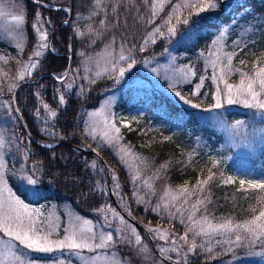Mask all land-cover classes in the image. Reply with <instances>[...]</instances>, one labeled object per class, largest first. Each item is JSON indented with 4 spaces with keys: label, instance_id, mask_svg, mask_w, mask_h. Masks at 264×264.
<instances>
[{
    "label": "rangeland",
    "instance_id": "374dc122",
    "mask_svg": "<svg viewBox=\"0 0 264 264\" xmlns=\"http://www.w3.org/2000/svg\"><path fill=\"white\" fill-rule=\"evenodd\" d=\"M47 1L51 3H46L48 7L56 8V5L52 3L56 0ZM183 2L184 0H171L169 3L168 0H164L163 11L153 18L154 22L149 23L152 0H149L148 4H145L144 0H100V4L97 6L105 7V12L108 15L117 16L114 21L117 23L120 21L118 25L120 23L121 25L114 26L104 22L102 27L101 23H95L96 32L91 33L90 36L87 35L88 39L79 43L77 62L80 80L84 83L104 80H108L107 82L109 83L107 86V91L109 92L99 101L97 108L89 110L86 114L85 136L91 141L109 148L122 167L128 172L132 182H138L137 191L134 193L138 200L148 203L152 201V206L155 209L164 211L166 219H174L179 223L178 227L182 229L181 232L184 235L186 228L192 226V222L188 220V216L192 214V209L187 208L186 205L188 203H183L185 196L179 195L181 189L167 187L159 190L156 184L162 181L156 176L157 173L145 171L140 157L135 152L131 150L130 152L120 151L121 147H126L122 143L123 129L155 132L162 136H165L168 132L169 136H171L176 133L177 125L159 110H149L146 104H140L123 114L116 113L114 105L117 95L112 90H115L120 85H134L147 91L158 92V96H163L168 102L179 108L194 112L202 126L210 127L214 130L216 132L214 137L219 139V145L214 147L211 142L207 143L200 138L189 139L191 136L186 133V140L189 142V153L186 161L190 164L194 165L198 161L204 160L212 170L217 168L220 171L227 169L229 175L234 177L261 179V177H264V168H262V159L259 156L264 149V135L260 133V130L264 129V113L250 109L242 103L228 104L226 98L222 108L214 109L212 105L215 103L217 84H219L222 96L225 89L223 82L214 81L211 77L214 74L218 76L220 67L226 63L224 54L233 51L237 53L232 62L234 69L240 68L249 75H253L254 67H264V52L259 51L261 47L259 36L264 33V5H262L263 9L260 13L244 8H238V12L240 10L241 12L237 13L235 7H238L240 0H218L219 7L217 10H209L200 13L199 16L192 15L189 24H176V34L169 37L167 27L170 25H165L164 21L172 14L173 6ZM103 8L102 10H104ZM189 11V9L182 8L181 12L178 13L180 19L183 20L184 17L188 16ZM0 12L4 13L3 16H0V44L14 49L16 55H21L27 47L24 0H0ZM37 14L41 17L40 23L43 29L47 31L49 39L50 26L52 25L49 23L47 16H44L41 10L37 8L34 10V19L30 25L35 35V43L31 45L26 57L10 68L9 61L11 58L0 52V57L5 58L0 60V77L7 78L5 82L0 80V137L5 141L4 147L0 148V156H2L5 163L4 171L7 181L8 177L12 176L19 188L29 196L33 194L25 190L17 177L25 172L32 174V169L40 168V166L31 162L29 140L19 130L14 128L15 122L11 115L12 108L8 107L9 104L11 105L10 93L13 90V87L9 86V79L14 78L15 84L17 82L30 81L47 54V49L42 50L40 57H36L33 54L39 41V33L34 27L37 24ZM16 15L24 17L23 25H16L12 19ZM221 17H224L225 22H219ZM105 18L102 17L101 21ZM202 19H207V25L221 26L215 30L213 28L210 29L212 39L209 41L207 48L195 54L179 51V45L188 44L193 39V34H189V30H187L189 26H195L192 23ZM172 22L173 24L176 23L175 16ZM222 23L225 24L221 25ZM156 27H160L161 32L164 33L163 36L159 34L152 36ZM112 29L114 32L111 31ZM109 32L119 35L113 37ZM113 38L115 42H113ZM218 38L219 43L214 45ZM182 39L184 43L180 42ZM145 40H148L147 45L144 44ZM238 41L241 43L242 50L241 47H237L236 42ZM18 43L23 44L22 50L17 48ZM121 45L125 49L124 54L130 55L135 59V64L130 70L125 72L123 78L119 77V68H127L128 61L119 59ZM142 47L145 48L144 51H141ZM129 49L131 52L128 51ZM166 49L167 51H165ZM209 53H212V55H209ZM244 54L250 55L252 58L246 55L243 59ZM217 56L220 59L217 61L216 66L213 67L211 61L216 60ZM240 60H244L245 63L240 64ZM33 62H38L37 67L31 69L30 72L24 71L25 67ZM21 72H24L23 79L19 78ZM97 73H100V75L98 76ZM185 73H187L186 76ZM63 75L65 77L64 73ZM66 77L63 82L59 81L54 89L53 103L48 104L58 114V109H63L65 106V104H59V96L61 94H69L75 86L72 79H66ZM201 78H203V86L200 88L198 95H193ZM225 78L230 84H237L240 80V74L233 71L231 74L226 75ZM69 83L72 85L71 89L67 87ZM10 87L11 91H9ZM77 89L81 90L79 86H77ZM40 90L41 88L39 87V93L36 92L34 94L33 121L44 136L59 140L60 138L58 139L56 135H48L45 131V129L51 128L55 132V123L58 115L53 118L50 116L49 111L43 108L45 103L39 96ZM176 92H179L186 100H191L192 104H199L200 107L196 108L191 106V104L184 103L175 95ZM7 93H9V96H7ZM52 107H56V109ZM37 110H39V116L36 115ZM94 113L95 115H93ZM229 115L232 117L230 118ZM45 120L47 123L44 122ZM122 120L128 124V127L121 123ZM236 121L244 122L248 138L254 141V147L251 150L242 146H232L234 143H238L240 138L233 137L226 126L232 125ZM110 124H115L116 127L120 128L119 135L121 139L118 143L114 142V146H110L105 137L106 132H108L109 136L114 135L108 127ZM214 141L215 139L212 140L213 143ZM122 156L123 160H121ZM212 159L219 160L222 163L213 167L211 164ZM92 161L87 165L93 176V182H91L89 187H91L90 191L93 196L100 202L93 219L82 217L69 205L64 204L57 206L51 203L39 206L29 205V207L39 210L41 215L38 218V228L42 234L50 232L49 239L51 240L64 239L68 234L66 230L75 229L79 233L83 229L86 235L96 236L94 243H99L101 234L108 233L112 234L115 243L110 242L109 247L104 249L97 248L94 251L84 249L78 254L70 253L67 250L41 253L25 249L18 241L11 240L0 232V260L4 261V264H18L11 256L6 255L9 251L6 245H14L12 251L16 252L17 255L23 254L24 257L31 259L35 264H83L82 260L79 259L80 256L89 258L88 264H114V258L119 259L120 264H166L160 260L158 255L173 264H177V262L179 264H188L190 253H188L186 259L183 257V253L187 252V245L184 244L180 236H176L175 233L167 229L169 236L167 240H164L158 234L148 231V226H144L154 250L151 248L146 236L128 220L131 217L130 212L120 186L119 188L116 187L118 184L117 177L108 173V184L107 173L102 168L103 166L101 167L100 162L95 160L97 167L93 169L91 167ZM37 175L41 183L44 182V179L41 178V171ZM207 175L208 173L205 174V178ZM146 182L153 183L146 184ZM150 187L153 188L148 195L147 190ZM174 195L177 196V199H173ZM183 212H185L186 217L185 223L181 224L180 220L184 219ZM202 215L200 210L195 212L193 220H200ZM121 217L126 223H122ZM86 221H90V223H85ZM211 222L213 224L219 223ZM133 228L136 230L135 233L132 231ZM136 234L140 235L141 244L135 243ZM191 234L190 232L188 235ZM240 234L242 236L247 235L243 231ZM235 235L236 233H217L211 236L196 237L203 243L220 242L218 240L224 238L226 240H232L233 238L235 242ZM242 241L248 242L245 239H242ZM260 241H264V237H260L259 240L254 241L252 244ZM141 247H145L147 251L141 252ZM162 247L170 249L165 256L160 254L159 250ZM171 249H177V251H171ZM262 251L254 250L249 254L248 258L242 259L236 264H262L264 262V255H261Z\"/></svg>",
    "mask_w": 264,
    "mask_h": 264
},
{
    "label": "trees",
    "instance_id": "16d2710c",
    "mask_svg": "<svg viewBox=\"0 0 264 264\" xmlns=\"http://www.w3.org/2000/svg\"><path fill=\"white\" fill-rule=\"evenodd\" d=\"M39 2L51 4L47 0H39ZM52 3L56 5V8H64L65 10L47 11L24 0L27 47L21 55H16L14 49L0 44V52L11 58L9 61V67L11 68L15 63L22 61L26 57L31 45L35 43V35L32 31V26H30L31 21L34 19L35 9H40L42 14L47 16L52 25L50 26L51 32L56 29L51 42L56 56L47 52L30 81L17 82L15 84L14 78L9 79V86H14L10 93V100L15 88L21 86L16 93L15 99L20 118L15 114L12 105L11 115L15 122L14 128L19 130L22 135H25L28 140L30 137L33 141L29 140L30 156L31 162L40 166L41 178L44 179V182L40 185L41 194L39 197L27 195L14 182L12 176L8 177L9 187L28 205L39 206L51 203L57 206L69 205L82 217L93 219L100 202L90 191L91 187L89 186L93 182V176L87 165L90 161L97 160V156L104 163L108 173L117 177L118 184L127 202V208L131 216L129 217L132 221L143 228L144 226L159 227L182 237V229L178 227L179 223L177 221L166 219L164 211L155 209L152 206V201L148 203L138 200L134 194L137 191L138 182H132L128 172L115 158L112 151L101 144L91 141L84 133L86 114L89 110L97 108L99 101L109 92L107 91L109 83L107 82L108 80L93 83H84L80 80L77 49L79 43L84 42L91 33L96 32L95 23H100L102 17H106L103 21L110 23L109 25L117 26L120 21L118 23L115 22L114 19L117 16L108 15L105 12V7L97 6L96 0H56ZM262 5H264V0H240L238 7H235V11L240 13L241 10L238 12V8H244L260 13L263 9ZM93 11H95L96 15H92ZM32 12L33 14H31ZM206 21L207 19H202L199 20V23H192L195 26H189L187 30L191 29L193 39L188 44H185L182 39L180 42H183L184 45H179V51L195 54L207 48L209 41L212 39L210 29L213 28L215 30L221 26L207 25ZM219 22H225L224 17H221ZM223 24L225 23L221 25ZM120 25L121 23L118 26ZM111 31L114 32L113 29ZM110 35L115 37L119 34L110 33ZM263 38L264 33L259 36V39H261L259 51L264 52ZM246 55H243V59ZM63 57L71 58V68L66 79L71 78L75 86L69 94L64 95L66 103L63 109H58L59 114L55 123V133L60 139L56 140L44 136L33 121L34 94L36 92L39 93L38 89L40 87L39 96L41 100L45 104L53 103L54 89L59 82L54 81L51 76L56 77L65 73L68 62ZM247 57L252 58L250 55H247ZM40 76L42 77L37 83H29L34 82ZM6 79L3 76L0 77L1 82H5ZM24 83L29 84L23 85ZM77 86L81 88L80 91ZM112 92L117 95L114 105L116 113L123 114L140 104H146L149 110H159L177 125L176 133L171 136H169L168 132L165 136H162L155 132L123 129L122 143L140 157L145 171L157 173L156 176L162 181L156 184L159 190L167 187L182 189L185 186L192 190L197 185L198 180L205 179V174L208 173L209 169L207 162L200 160L193 165L186 161L189 153V142L186 140V133L191 136L189 139L200 138L207 143L211 142L214 147L219 145V139L214 137L216 136L214 130L210 127L202 126L194 112L177 107L168 102L163 96H158V92L147 91L134 85H120L115 90L113 89ZM7 96H9V93H7ZM52 108L56 109V107ZM229 117L231 118L232 116L229 115ZM165 137H170V139L166 140ZM213 139H215L214 143L212 142ZM36 143L44 146L65 143L91 151L96 156L76 152L69 146H61L51 150L44 149ZM93 149L96 151H93ZM259 158L262 159L261 165L264 168V149ZM163 164H167V168H162L161 165ZM212 171L220 172V169L217 168ZM222 172L225 176L229 175L227 169H223ZM149 183L153 182H146V184ZM152 188L150 187L147 190L148 195ZM238 188V182L223 185L218 179H214L213 182L207 185L204 194L197 193L188 197L189 202L186 206L188 209L191 208V205L198 198L203 199L210 189L212 202H205L206 213L204 206H200V212L203 215H208L211 221L222 222L221 218H230L234 222L242 223L247 219H251L254 215H258L262 206L257 204L256 199L251 198V190L246 195L237 191ZM252 207L256 208L255 212L251 210ZM183 215L185 220V212H183ZM193 238L196 240L198 248L195 254L190 253L188 264H236L238 261L248 258L249 254L254 250H263L262 252L264 253V241L256 242L249 246L247 241L242 240L238 245L233 241V238L232 240H226V238L217 239L220 242L211 243H203L198 237H193L192 234L189 235V240ZM199 245L211 248V253L203 251Z\"/></svg>",
    "mask_w": 264,
    "mask_h": 264
},
{
    "label": "snow or ice",
    "instance_id": "6c2138e0",
    "mask_svg": "<svg viewBox=\"0 0 264 264\" xmlns=\"http://www.w3.org/2000/svg\"><path fill=\"white\" fill-rule=\"evenodd\" d=\"M39 2V0H37ZM170 3L171 0H168ZM145 4L149 3V0H144ZM96 4H100V0H96ZM164 0H152L151 4V16L149 17L148 22L152 23L153 18L158 16L161 11H163ZM219 7L218 0H184L182 4H175L172 9V14L168 16V18L164 21L165 25H170L167 27V34L169 37L174 36L177 31L176 24L183 23L185 25L190 23V17L192 15L199 16L200 13L209 11V10H217ZM189 9V15L184 17L183 20L180 19L178 13L181 12V9ZM115 11V9H114ZM4 13L0 12V16H3ZM92 15H96L95 11H93ZM176 18V23L173 24V17ZM12 19L15 21L17 26H21L24 23V17L22 15L13 16ZM143 19V18H141ZM41 17L37 14V24L34 25L35 30L39 33V41L36 45V50L34 51V55L36 57H40L42 55L43 49H49L48 41V33L43 29L42 24L40 23ZM50 23V21H49ZM67 23V22H66ZM101 26H104V21H101ZM199 23V21H196ZM191 33V29L189 30V34ZM159 34L161 36L164 35L161 32L160 27H156L152 36ZM114 42V38H113ZM153 42H155L153 40ZM148 40L144 41V44L147 45ZM219 43V38L214 42V45ZM237 47H241V43L238 41ZM17 48L22 50L23 44L18 43ZM50 51L54 49H49ZM145 48H141V51H144ZM242 50V47H241ZM131 52V50H128ZM167 51V49L165 50ZM125 49L121 45V51L119 59L121 61H128L127 68L121 67L119 68V77L123 78L125 72L130 70L135 64V59L130 55L124 54ZM212 55V53H209ZM237 55L235 51L230 53H225L226 63L219 69V75H213L211 79L214 81H221L224 84V95L222 96L221 90L219 88V84H217V90L215 93V103L212 105L214 109H220L223 107L224 99L228 104L242 103L244 106L255 109L260 113H264V67H254V74L249 75L247 72L242 71L240 68H233V58ZM4 57H0V60H4ZM220 57L217 56L216 60L211 61L213 67L216 66L217 61H219ZM240 64H244V60L239 61ZM38 62H33L29 66H26L24 71L30 72L31 69L37 67ZM233 71L238 72L240 74V80L237 84H230L228 80L225 78L226 75L231 74ZM99 76L100 73H97ZM187 73H185V76ZM20 79L24 78V72L20 73ZM64 75L56 76L55 79L63 82ZM203 86V78L199 84L196 85L195 91L193 95H198L200 88ZM14 87V86H12ZM69 89L72 88V85L69 83L67 85ZM11 91V87L9 88ZM38 95V94H37ZM175 95L184 103L191 104V106L199 108V104H192L191 100H186L183 96L180 95L179 92H176ZM59 104L64 105L66 103L64 94L59 96ZM10 108L11 105L9 104ZM43 108L49 111L51 117H57L58 113L55 110H52L48 104H43ZM19 111V109H16ZM39 116V110L36 113ZM95 115V113L93 114ZM47 123V121H44ZM126 127L128 124L125 121H121ZM108 127L114 133V135L109 136L108 132L105 133V137L107 139V143L110 146H114V142L118 143L121 139L120 128L116 127L115 124H110ZM227 129L230 131L233 137H239V142L234 143L233 147H246L248 149H252L254 147V141L248 138L247 128L244 125L243 121H236L232 125H227ZM48 135L55 136L56 133L49 129H45ZM260 133L264 135V129L260 130ZM63 138V137H61ZM165 139H170V137H165ZM5 141L2 137H0V148H3ZM51 147V145H48ZM93 151H96L93 149ZM121 152H130L129 148L121 147ZM98 154V153H97ZM54 158V156H53ZM123 160V156L121 157ZM222 162L219 160L212 159L211 164L213 167L220 165ZM91 167L95 169L97 167V162L93 160L91 162ZM162 168H167V164L161 165ZM5 163L0 156V232L5 234L11 240L18 241L20 245H22L25 249L35 252L41 253H51L54 251H64L67 250L70 253L78 254L82 252L84 249L89 251H94L95 249H104L110 246V242L115 243L113 240V236L111 233L101 234L99 236V243H94L96 240L95 235H86L84 230L81 229L79 233L75 229H69L67 231V235L64 239L51 240L49 239L51 233L42 234L38 228V218L41 215L38 209H32L28 204L24 202L13 190L8 186V181L5 178ZM102 170V169H101ZM41 171L40 168H33L32 174H28L25 172L23 175L17 177L20 181L21 185L25 188L26 191L31 192L34 196L39 197L41 194V181L37 175ZM214 179H218L221 184L229 185L235 184L238 180L239 188L237 191L243 192L246 195L249 194V190H251V198L256 199L257 204L261 205V209L258 215H254L251 219H247L244 222H234L230 218H221L222 222L213 224L209 219L208 215H202L200 220H193V215L195 212L200 210V206H204L205 213L207 212L206 203H211V192L210 189L207 191V194L204 195L203 199H197L192 205V214L188 216V220L192 222V226L187 227L184 235L181 237L184 244L187 245V252L183 253V257L186 259L188 253L195 254L198 248L196 240L193 238L191 241L189 240V233L191 232L193 237L196 236H211L217 233L228 234V233H236L235 242L239 245L242 239L248 240L249 246L254 241L260 239V237H264V177L261 179H254L249 177H234L232 175L225 176V174L220 172H213L211 168L208 169V175L203 180H198L197 185L189 190L186 186L183 187L179 191L180 196H185L183 203H188V197L192 195H196L197 193L204 194L207 185L210 182H213ZM119 188V185H116ZM171 191V190H170ZM173 199H177V196L174 195ZM253 212L256 211L255 207L251 209ZM179 211V209H178ZM114 215H116L114 213ZM122 223H126L123 221L121 217ZM85 223H90V221H86ZM181 224H184L185 221L182 218L180 220ZM198 229V230H197ZM90 231V230H89ZM119 231V229H118ZM132 231L135 233L136 230L133 228ZM148 231L156 233L159 235L161 239L167 240L169 233L166 230H162L159 227L157 228H148ZM247 233V235L242 236L241 232ZM175 243V241H173ZM131 243V241H129ZM135 243L141 244V237L139 234L135 235ZM9 248V251L6 255L11 256L18 264H35L31 259L24 257L23 254L17 255L16 252L12 251L14 245H6ZM199 247L207 252L211 253V248H205L204 245H199ZM141 252L147 251L145 247L140 248ZM160 254L165 256L170 249L160 248ZM171 251H177V249H171ZM264 255V253H261ZM79 259L82 260L83 264H88V259L80 256ZM0 264H4V261L0 260ZM114 264H120L119 259L114 258ZM179 264V262H177Z\"/></svg>",
    "mask_w": 264,
    "mask_h": 264
},
{
    "label": "water",
    "instance_id": "95a60500",
    "mask_svg": "<svg viewBox=\"0 0 264 264\" xmlns=\"http://www.w3.org/2000/svg\"><path fill=\"white\" fill-rule=\"evenodd\" d=\"M27 1H28L30 4H32V5H36V6L40 7V8H42V9L49 10V11L65 10L64 8H63V9H55V8H51V7H48L47 5H45L44 3L37 2V1H35V0H27ZM55 31H56V29L53 30L52 33H51L50 36H49V39H48L49 49H52V48H51V42H52V38H53V35H54ZM49 49H47V51H48L49 53H51V54L54 55L53 51H50ZM63 58H65V59L68 61V66H67V70H66V73H65V77H66V76L68 75V72H69L70 67H71V58H70V57H63ZM39 78H40V77H39ZM39 78H38V79H39ZM54 80H55V79H54ZM25 85H26V84H25ZM20 87H21V86H18V87L15 88L14 93H13V96H12V99H11L13 110H14V112L16 113V115L18 116V118H20V115H19L18 111H16L17 106H16L15 99H16V93H17V91L19 90ZM29 140H30L31 142H33L32 139H31L30 137H29ZM36 144L39 145V146H41V147L44 148V149H50V150H51V149H55V148H57V147H61V146H69L71 149H73V150L76 151V152H79V153H82V154L88 153V154H93L94 156H96V155H95L93 152H91V151H88V150H85V149H80V148H77V147H73V146H71V145H67V144H65V143H57V144L51 145V147L44 146V145H40V144H38V143H36ZM96 158H97V160L100 162V164L103 166L104 170L106 171V173H107V183L109 184L108 170H107V168L105 167V165H104V163L102 162V160H101L99 157H97V156H96ZM114 202H115V201H114ZM128 220H129L130 223H132V224H133V225H134V226H135L140 232H142V233L146 236L147 240L149 241L150 245L152 246V243H151L150 237H149V235L147 234V232H146V231H145L140 225H138L137 223L133 222V221L130 220V219H128ZM152 248H153V246H152ZM153 250H154V249H153ZM156 254H157V253H156ZM157 255H158V254H157ZM158 256H159L160 260H161L163 263H166V264H173V263L168 262L167 260L163 259L160 255H158Z\"/></svg>",
    "mask_w": 264,
    "mask_h": 264
}]
</instances>
